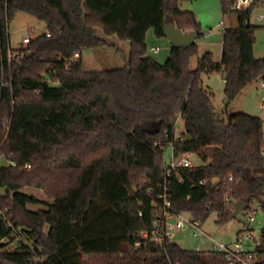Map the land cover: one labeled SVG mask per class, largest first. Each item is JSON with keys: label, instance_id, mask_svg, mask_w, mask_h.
Instances as JSON below:
<instances>
[{"label": "trees", "instance_id": "16d2710c", "mask_svg": "<svg viewBox=\"0 0 264 264\" xmlns=\"http://www.w3.org/2000/svg\"><path fill=\"white\" fill-rule=\"evenodd\" d=\"M192 1L8 0L10 22L22 13L47 31L30 45L34 54L11 68L10 86L0 79V155L17 163L0 169V209L13 225L0 219V239H10L0 242V264H229L215 251L143 238L155 229L168 147L177 159L201 163L166 178L176 213L202 223L216 214L223 226L236 219L238 201L264 211L263 120L228 112L264 78V58L254 56V7L239 16L240 29L226 28L219 62L211 53L199 57L197 42L171 47L164 64L148 56V31L165 38V24L196 32L198 41L195 15L180 9ZM221 6L227 15L231 1ZM110 37L129 43L125 65L85 70L84 52L112 47ZM214 73L225 83L222 114L203 81ZM29 187L48 201L25 193ZM37 205L43 208H29Z\"/></svg>", "mask_w": 264, "mask_h": 264}, {"label": "rangeland", "instance_id": "374dc122", "mask_svg": "<svg viewBox=\"0 0 264 264\" xmlns=\"http://www.w3.org/2000/svg\"><path fill=\"white\" fill-rule=\"evenodd\" d=\"M180 9L184 12H191L195 15L198 23L200 24V31L202 36L198 39L197 44L199 48V57L205 53L213 54L215 61L219 62L222 57L223 47V31H220L217 27L223 21L228 28L231 26L230 17L224 15L221 6V0H193L192 2H182ZM259 11H255L251 16L250 24L254 27L255 45L254 56L256 59L264 58V21L259 22L256 19V15ZM47 31L45 23L25 14H17L15 19L10 24L11 43L13 47L20 44L23 38L32 32L34 35H41ZM211 32L210 37H206L205 34ZM111 45L115 47H104L96 51H85L83 54L84 68L88 71H103L107 69L122 68L125 65V55L118 54L117 50L122 49L124 46L120 43L116 37L107 38ZM147 46L148 56L154 59L160 64H164L170 56L171 45L166 38L158 39L155 36L153 30H149L147 33ZM124 43V42H122ZM128 43V42H125ZM158 47V53L150 51L151 48ZM196 63V59H195ZM204 85L209 88L215 95L213 100L214 106L218 113L226 111V98L224 95L225 83L220 74L214 73L203 76ZM263 98V92L259 87L258 82L250 84L244 92L237 97L228 108L230 114L234 113H246L250 116H254L264 120V111L261 109V103ZM183 131V121L180 119L177 123L176 135L179 136ZM173 157V151L171 147L165 149L164 161L170 164ZM193 164L201 165L200 161L195 157H191ZM2 162L0 163V167ZM25 193L34 195L39 201H48L43 190L35 188H25ZM252 207H255L252 204ZM33 211L43 208V205L29 206ZM256 223H250L248 221V215L246 211L242 212L236 219L231 220L227 224L221 226L218 225V216L213 214L203 223V229L213 241L224 244H234L237 241V237L240 233L245 232L248 228H253L256 231L264 230V211L257 213ZM260 222V223H259ZM258 238H262V233H258ZM174 241L180 247L192 251L197 247L201 250H206L210 246L202 241L201 238H195L188 232L181 233L177 231L174 233Z\"/></svg>", "mask_w": 264, "mask_h": 264}, {"label": "built area", "instance_id": "2783aa9c", "mask_svg": "<svg viewBox=\"0 0 264 264\" xmlns=\"http://www.w3.org/2000/svg\"><path fill=\"white\" fill-rule=\"evenodd\" d=\"M231 7L227 16L231 17L232 15L241 16L247 12L249 9L254 7L253 13L255 11H259L256 15V19L259 22L264 21V0H230ZM250 16V17H251ZM251 19V18H250ZM10 24L8 17V0H0V79H1V87L8 88L11 84V81L8 79V74L14 64H22L27 56L33 55L34 50L30 48V45L34 41L37 35L31 33L27 34L20 44L16 47L12 46L11 43V34H10ZM220 31H223V36L226 31L225 22L223 21L217 27ZM49 36L50 33L47 32ZM208 38L211 36V32L205 34ZM153 53H158L159 48L153 47L150 49ZM80 58V55L76 53L73 56L74 60ZM259 87L263 92V98L261 103V109L264 111V78L259 80ZM8 128H6V131ZM9 131V130H8ZM261 156L264 160V146L261 150ZM191 155H183L181 158L177 159L174 156L168 164L166 178L169 177L170 171H174L178 168H188L193 169L195 165L191 160ZM2 162V167H16L17 163L5 158L0 155V163ZM25 169L30 170V165H26ZM165 178V182L163 185L159 187L161 193L158 195V199L160 201L159 210L157 218L154 222L155 229L149 233L146 232L143 234V238L146 240L152 237V241L157 242L158 244H163L165 240L168 243H176L174 241V233L177 231L188 232L195 238H201L204 243L209 245L210 247L206 250H201L200 247L194 249L197 252L205 251H215L221 253L228 260L229 264H260L256 261L255 250L262 244V238H258V233H262V231H256L253 228H248L243 233H240L237 237V241L234 244H224L217 243L213 241L210 236L206 234L203 229V223L199 220L192 219L190 215L184 213H176L173 210V205L171 201L170 191L168 189V181ZM232 180V178H230ZM202 185L205 182L201 183ZM250 212L248 214V221L250 223H256L257 213L263 212V207L259 204H256L255 207L249 205ZM248 208V209H249ZM247 209V210H248ZM142 215V213H140ZM0 219L3 221V224L6 228H13L12 223L7 220L5 213L0 209ZM260 223V222H259ZM10 239L8 237H3L0 239V242L3 244L9 243ZM139 246V244H137Z\"/></svg>", "mask_w": 264, "mask_h": 264}, {"label": "water", "instance_id": "95a60500", "mask_svg": "<svg viewBox=\"0 0 264 264\" xmlns=\"http://www.w3.org/2000/svg\"><path fill=\"white\" fill-rule=\"evenodd\" d=\"M231 29L237 30L241 28V20L239 16L232 15L230 17ZM164 35L169 41L171 47L182 48L187 47L197 42L196 32H183L174 24L164 25ZM263 135H264V120H263ZM220 183L219 179L213 181V186L216 187ZM249 204L243 201L235 203L233 218H237L242 212L247 211Z\"/></svg>", "mask_w": 264, "mask_h": 264}, {"label": "crops", "instance_id": "0c3cea01", "mask_svg": "<svg viewBox=\"0 0 264 264\" xmlns=\"http://www.w3.org/2000/svg\"><path fill=\"white\" fill-rule=\"evenodd\" d=\"M122 42H124V41H122ZM122 42H120L124 47L122 48V49H120L119 48V50H117V52H118V54H124L125 55V59H124V61H126V59H127V56H128V54H129V52H130V45H129V43H122ZM112 47H115L116 49H118L115 45H112ZM158 48V47H157ZM195 165V164H194ZM198 166V165H197Z\"/></svg>", "mask_w": 264, "mask_h": 264}]
</instances>
